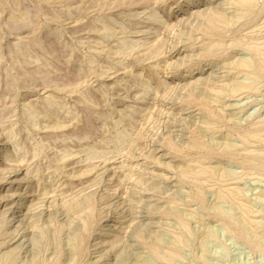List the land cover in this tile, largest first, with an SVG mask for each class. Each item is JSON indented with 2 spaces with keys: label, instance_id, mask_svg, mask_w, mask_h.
I'll return each mask as SVG.
<instances>
[{
  "label": "rangeland",
  "instance_id": "1",
  "mask_svg": "<svg viewBox=\"0 0 264 264\" xmlns=\"http://www.w3.org/2000/svg\"><path fill=\"white\" fill-rule=\"evenodd\" d=\"M0 138V264H264V0H0Z\"/></svg>",
  "mask_w": 264,
  "mask_h": 264
},
{
  "label": "bare ground",
  "instance_id": "2",
  "mask_svg": "<svg viewBox=\"0 0 264 264\" xmlns=\"http://www.w3.org/2000/svg\"><path fill=\"white\" fill-rule=\"evenodd\" d=\"M4 146H6V144H4L3 142H2V140H1V138H0V149H2L3 150V148H4ZM2 161H3V159H2ZM2 163V162H1ZM1 163H0V166H1ZM17 169V168H16ZM21 170V169H20ZM8 171V170H7ZM22 171V170H21ZM18 172H20L19 170H17V171H15V172H13V171H11V172H8L9 173V175H8V177H13V176H15V175H17L18 174ZM19 197V196H18ZM26 198H21V197H19V198H17L16 200H15V203H14V207L12 206V207H10V209H9V211L11 212V214L12 215H14L16 212H18L17 210H19L22 206H23V204H24V200H25Z\"/></svg>",
  "mask_w": 264,
  "mask_h": 264
}]
</instances>
